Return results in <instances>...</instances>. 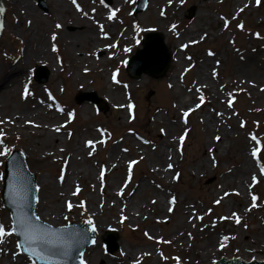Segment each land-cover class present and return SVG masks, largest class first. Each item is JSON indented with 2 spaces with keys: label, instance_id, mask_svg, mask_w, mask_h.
<instances>
[{
  "label": "rangeland",
  "instance_id": "1",
  "mask_svg": "<svg viewBox=\"0 0 264 264\" xmlns=\"http://www.w3.org/2000/svg\"><path fill=\"white\" fill-rule=\"evenodd\" d=\"M119 1L32 0L35 13L25 17L27 7L0 0L5 12L0 13V71L24 67V77L0 98V264H37L19 250L2 199L5 162L14 150L24 152L37 183L46 180L38 187L39 198L48 201L38 200L40 219L54 226L90 222L97 238L92 250L97 247L105 259L122 255V247L140 253L133 264L264 259V0H156L155 6L149 0L137 13V0H124L116 9ZM102 12L107 25L116 23L115 32L98 24ZM195 23L190 39L187 33ZM83 25L93 27L100 41H86ZM34 29L46 41L47 60L25 58L36 46L30 43ZM105 31L112 37L107 39ZM149 32L162 35L171 55L169 69L159 78L136 70L143 68L141 58L148 52L142 42ZM70 39H78L82 60L70 49ZM136 54L140 59L133 64ZM133 70L135 77L129 74ZM36 73L47 78L36 80ZM78 92L86 95L83 102L75 100ZM93 93L104 100L102 111L88 100ZM36 94L56 112L64 110L57 123L66 130L59 133L62 144L33 147V125L18 127L10 120L11 109L32 105ZM215 130L222 137L218 152L212 149ZM161 148L172 152L173 163L171 173L162 175ZM244 156L255 171L242 183L236 170ZM69 166L83 173L67 183L63 174ZM147 172L166 194L153 202L143 191L137 202L158 208L162 198L164 211L131 218L122 205L132 207L140 180H149ZM109 230L119 237L115 243L109 236L116 244L111 243V252L102 239ZM208 237L214 246L205 257L200 248Z\"/></svg>",
  "mask_w": 264,
  "mask_h": 264
},
{
  "label": "bare ground",
  "instance_id": "2",
  "mask_svg": "<svg viewBox=\"0 0 264 264\" xmlns=\"http://www.w3.org/2000/svg\"><path fill=\"white\" fill-rule=\"evenodd\" d=\"M15 5L19 6V9L26 11V7L28 8V13L27 15H25V17L30 16V14L33 15V13H35L33 6H31L30 2L32 0H13ZM52 2H55L56 4L60 3V0H51ZM119 1L117 2L118 4L115 6L116 7H120L121 3L123 2ZM210 1L211 0H207ZM240 1V0H238ZM157 3L156 0H151L150 4H153L155 6V4ZM117 9V8H116ZM199 18L200 15L198 14ZM109 17V16H108ZM107 18V14L106 12H102L100 15L97 16V21L98 24H103L106 26V28L108 29L109 33H113L116 30V23L113 22L109 25H107L108 22H106ZM79 21L76 20V23H78ZM90 22V21H89ZM199 22V21H198ZM161 27L164 29V24L160 23ZM198 24H193L189 30H188V37L190 39L193 38L194 34L196 33V29L195 26H197ZM111 27V29H110ZM81 30H84V39L86 41H88L89 43L95 44L98 41H100L99 36L97 35L98 32L94 30L93 27H91L90 25H83L80 26ZM36 29H34V33H33V38L30 39V43L35 42L36 46L34 47L33 45H31V50H28L25 52V58L26 60H30L31 58H35L37 60L39 59H48L49 58V52L46 48V41L42 40V37H37L36 35ZM40 31H37V33ZM44 34V33H43ZM130 34V31H125V35L128 37V35ZM107 39L111 38L110 36H105ZM36 38H38V42L35 40ZM78 39H70V43H69V47L71 50H73L74 52L77 53V55L79 56V59L81 58V55L78 53L79 52V45L77 42ZM181 59V64L184 61V58L182 56H180ZM82 60V58H81ZM146 59H142L141 60V64L142 65H146L147 64ZM207 66H208V62L205 61ZM201 65V64H200ZM200 65L198 67V69H200ZM24 77V67L21 65H10L8 66L6 69L1 70L0 71V98L4 97L5 95H9L8 93H10L13 88H15V85L18 84V82ZM111 79V77L109 78V80ZM52 88H50V92L52 93ZM111 92V90H107V95H109V93ZM53 94V93H52ZM33 99V104L29 105L27 107L24 108H19L15 111H13L11 109V113H9V118L11 121H13V125L14 126H18V127H23V125H33L34 129H35V138L34 140L31 142V144L33 145V147L37 146V147H42L44 145L48 144V141L53 142L54 144H62L64 141V138H60L59 133H63L65 132V126L58 124V120H60V118H62V120L64 119V110H60V113L56 112L59 109L57 107L48 105V103H46L47 101L43 98L40 97V95L36 94L34 97H31ZM37 102V105L36 103ZM2 104H0V109L2 108ZM46 107V108H45ZM56 109V111H55ZM58 109V110H57ZM87 112V110H86ZM39 119L41 121H39ZM46 119L45 122H42V120ZM37 120V121H35ZM214 119L211 118V121H213ZM60 122H62L60 120ZM86 131L90 132V130L88 128L85 129ZM214 130V129H213ZM212 136L214 137V141H213V146L212 149L213 151L218 152L220 144L222 143V137L219 135V133H217V131L215 130V132L212 133ZM88 143V142H86ZM78 145V142H77ZM168 146V144H167ZM82 145L79 144V148L81 149ZM167 148V147H166ZM166 148H161L159 150V153L157 154L158 156V160H159V173L160 175H162L163 172H168L170 171L171 173V169L173 167V163H172V152L171 151H166ZM76 149V148H75ZM77 150H72V153H68L69 157H72V154L74 153V151L76 152ZM112 154H117V150H112L111 151ZM248 153L251 154V148H249ZM165 157L167 158V161L165 163H162L161 161L165 159ZM71 159V158H70ZM74 164L78 162H76L75 159H73ZM240 170L238 171V169L236 170V174H238L240 176V178L242 179V183H244L245 181V176L247 175H251L254 176V164L252 163V161L250 159H248V157L244 156L243 160H242V164L240 166ZM83 173V170L80 169L79 166H69L67 169V172L63 174V177L65 178V182L69 183L71 181V179H73L74 177H78V175H81ZM146 175L149 177V180L146 179H142L140 180L139 184L137 185V195L135 197H133L131 199V205L132 207H129V205L127 203H123L122 205V210H127V215L131 218H136L139 215H142L143 217H145L146 211L150 210L153 213L156 212H162L164 211V202H162V198H161V203L159 204L158 208H154L153 205L148 204V203H140L137 202L138 199H136V197L138 198V196L140 194L144 192H148L152 195L151 201L155 202L158 201L157 197L158 196H162L163 194L166 193H162V188H161V184L157 183L153 176L150 174V172H147ZM236 177V176H235ZM45 178L40 179L38 185L41 186L42 183L46 184V180L44 181ZM43 181V182H42ZM12 188V187H11ZM14 189V188H13ZM17 192L16 196H19L21 193H23V189L20 187H17V189H15ZM8 195L11 194L10 192V188L9 190H7L6 192ZM154 197V199H153ZM167 201H170V197L166 196L165 197ZM41 202H48L47 199L45 198V201L42 200L41 198H39V203ZM44 206V205H42ZM45 208L47 206H44ZM44 208V209H45ZM47 210V209H46ZM135 210V211H133ZM43 210H41L42 212ZM188 212V211H185ZM39 216H42L40 212H38ZM220 239L224 238L223 234H220ZM255 242V247L256 248H260V245L257 244L258 241L253 239ZM214 239L212 237H208L206 240L205 245H201V250H203V252H205V257H209L207 250L211 247L214 246ZM262 248H264V245H262ZM91 249V252H90ZM90 249L87 250L84 259L85 261H88L89 264H133L134 261L136 260V258H138L140 255V253H136L135 255L132 254L131 252H129L126 250V248L124 249L122 247V251L123 254L118 256L117 258L113 259H105V257L102 256L101 253H99V249L96 247L95 249L92 250V247H90ZM263 258H260L259 260H262ZM264 261V260H263ZM217 262V260H214L213 263L211 264H217L215 263ZM160 264V263H157Z\"/></svg>",
  "mask_w": 264,
  "mask_h": 264
},
{
  "label": "water",
  "instance_id": "3",
  "mask_svg": "<svg viewBox=\"0 0 264 264\" xmlns=\"http://www.w3.org/2000/svg\"><path fill=\"white\" fill-rule=\"evenodd\" d=\"M147 2L148 0H140L139 10L144 9ZM193 12L194 10H192ZM0 13H5L1 2ZM151 43L154 45L150 46ZM144 45L145 52L148 53H145V57L141 60L148 61L146 65H142L143 68L138 67L136 70L139 73L145 71L155 77L163 76L167 71L171 57L162 37L157 33L150 34ZM137 57L133 59V64H138L140 55ZM134 71L131 74L136 76ZM46 77L47 74L41 80H45ZM92 100L99 101L96 97ZM78 101L82 102L83 99L78 98ZM6 173V187L3 196L5 204L14 216L15 232L20 238L21 249L44 264H84L82 256L95 239L93 227L90 224L81 226L70 224L67 227L54 228L39 221L36 216L38 200L36 177L29 171L27 160L22 152H14L8 161ZM17 187L23 189V193L19 196H16L15 189ZM9 188L10 195L6 193ZM52 242H59L60 245L49 246ZM217 264H264V262L246 263L242 260L217 259Z\"/></svg>",
  "mask_w": 264,
  "mask_h": 264
}]
</instances>
